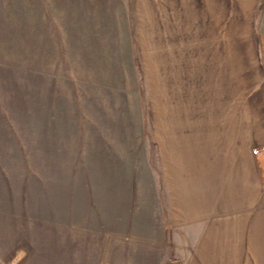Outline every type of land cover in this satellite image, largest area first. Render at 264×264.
I'll return each instance as SVG.
<instances>
[{
    "label": "crops",
    "instance_id": "crops-1",
    "mask_svg": "<svg viewBox=\"0 0 264 264\" xmlns=\"http://www.w3.org/2000/svg\"><path fill=\"white\" fill-rule=\"evenodd\" d=\"M242 7L0 0V264H264V36Z\"/></svg>",
    "mask_w": 264,
    "mask_h": 264
},
{
    "label": "rangeland",
    "instance_id": "rangeland-1",
    "mask_svg": "<svg viewBox=\"0 0 264 264\" xmlns=\"http://www.w3.org/2000/svg\"><path fill=\"white\" fill-rule=\"evenodd\" d=\"M240 1H241V5H244V7H242V21H243V19L246 20V18H248L246 20V25H247V28H249L247 23L251 22V18H253V20H252L253 23H252V27H251L253 34L256 37L264 36V0H260L259 3L257 2V9H256V12H254V13H246V11H244V10H246L245 9V5L247 7L249 5H251L252 6L251 8L253 9V7L255 5L254 4V0H253L252 3H251L250 0H240ZM6 2H9V0H6ZM30 16H32V15H30ZM14 19L19 20L17 15L14 16ZM13 25L15 26V24H13ZM244 26H245V24H244ZM242 29H243V27H242ZM246 32H247V30H246ZM12 33H14L16 35V37H18V39H19V37H22L20 35L21 34L22 35L24 34V31H22V30H16L15 28H13L12 29ZM242 36H246V34H242ZM12 37H15V36L13 35ZM2 43H3V41H2ZM19 47L18 46H14V45L13 46H10V47H7L6 45H3V51L1 52V55H2L1 56V59H9L11 61L17 62V64H18L17 66H20V65L21 66H24V63L26 61V55H25L26 53L24 52V50L22 48L19 49ZM38 48L39 47H36V48L35 47H32L31 49L32 50L33 49L34 50L36 49V51H37ZM34 50H33V53H34L33 56H35L36 53L37 54L39 53V51L38 52H34ZM30 52L32 53V51H30ZM6 55H8V57ZM27 58H28V56H27ZM35 62L36 61H33L34 64H38L39 65V63H35ZM67 67H71V66L67 65L66 68ZM22 75H23V73H18L17 74V76H18L17 77V80L19 82L18 85H24V80H23ZM5 78H6V73L4 71H1V84L5 83L4 82L5 81L4 80ZM36 80H38V79H34L35 84H33V89H35L37 86L39 87V85H37L38 82L36 83ZM64 83H65V86H64L65 87V91L66 92L70 91V88L72 86V79L70 77H66L64 79ZM83 84L84 83L82 82L81 85H83ZM81 93H82V95L87 96L85 92L81 91ZM34 96H35V94H34ZM65 96H66V101H68V99H69L67 97L68 96V93ZM66 160H68L69 161V164H71L72 158H68V159L66 158Z\"/></svg>",
    "mask_w": 264,
    "mask_h": 264
},
{
    "label": "water",
    "instance_id": "water-1",
    "mask_svg": "<svg viewBox=\"0 0 264 264\" xmlns=\"http://www.w3.org/2000/svg\"><path fill=\"white\" fill-rule=\"evenodd\" d=\"M171 264H176L175 262H172Z\"/></svg>",
    "mask_w": 264,
    "mask_h": 264
}]
</instances>
